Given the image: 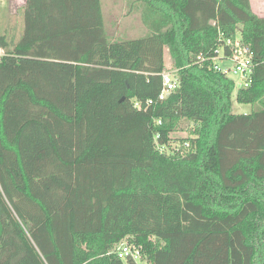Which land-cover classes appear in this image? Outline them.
Instances as JSON below:
<instances>
[{"label":"trees","instance_id":"trees-1","mask_svg":"<svg viewBox=\"0 0 264 264\" xmlns=\"http://www.w3.org/2000/svg\"><path fill=\"white\" fill-rule=\"evenodd\" d=\"M134 1L147 32L128 39L108 36L100 0H25L13 41L0 9V264H134L111 252L122 238L146 264H264V16ZM218 30L253 52L235 94L250 112L196 62ZM165 49L178 86L156 100ZM182 119L197 126L175 144Z\"/></svg>","mask_w":264,"mask_h":264},{"label":"rangeland","instance_id":"rangeland-1","mask_svg":"<svg viewBox=\"0 0 264 264\" xmlns=\"http://www.w3.org/2000/svg\"><path fill=\"white\" fill-rule=\"evenodd\" d=\"M11 10L5 11L4 29L6 34L13 41L20 34L21 16L19 7L24 0H10ZM105 30L110 38L128 39L140 37L146 34L147 29L142 25L140 19V5L134 0H100ZM254 10L264 15V0H251ZM24 5V4H23ZM251 5V6H252ZM240 28V25H238ZM3 49V48H2ZM4 52V49H3ZM165 70L176 73V68L172 65V59L167 49L164 51ZM230 64V63H228ZM230 78L234 79L235 85L231 94V111L234 113L250 112L253 108L251 104H239L236 101V91L241 87L239 74L229 73ZM196 124L188 119H182L172 133L176 138L175 144L179 143L180 138L192 135Z\"/></svg>","mask_w":264,"mask_h":264},{"label":"built area","instance_id":"built-area-1","mask_svg":"<svg viewBox=\"0 0 264 264\" xmlns=\"http://www.w3.org/2000/svg\"><path fill=\"white\" fill-rule=\"evenodd\" d=\"M212 23L215 24V21ZM217 40L219 42L217 48H214L211 54L209 52L197 54L196 62L208 61L214 70L221 72L229 78V73L231 72L239 74L241 87H248L251 82V74L254 66L252 60L253 52L248 45L243 43L239 32L233 37L225 38L223 32L218 30ZM2 54L3 49L0 46V55ZM161 77V89L156 100L165 99L178 86V79L174 73L165 70L161 73ZM152 103L153 100L148 99L145 101V106ZM134 106L141 108L142 104L139 101H134ZM157 147L159 150L163 149V146L158 145ZM111 252H114L118 258L124 261L131 260L134 264H146L141 248L130 243L126 238H122L117 242L112 247Z\"/></svg>","mask_w":264,"mask_h":264},{"label":"crops","instance_id":"crops-1","mask_svg":"<svg viewBox=\"0 0 264 264\" xmlns=\"http://www.w3.org/2000/svg\"><path fill=\"white\" fill-rule=\"evenodd\" d=\"M251 1V0H250ZM11 2L12 1H10V0H0V9L1 10H3L4 12L5 11H10L11 10ZM25 3V0H24V2L21 4L22 6H23V4ZM251 5H252V2H251ZM20 8V7H19ZM252 9H253V11L256 13V14H258L259 16H264V15H261V14H259V13H257L255 10H254V8H253V5H252ZM141 11V10H140ZM143 25V24H142ZM144 26V25H143Z\"/></svg>","mask_w":264,"mask_h":264}]
</instances>
